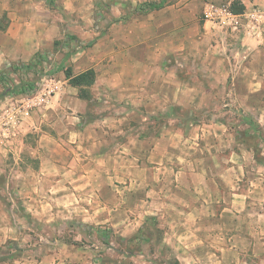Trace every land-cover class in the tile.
Returning <instances> with one entry per match:
<instances>
[{"label":"crops","instance_id":"1","mask_svg":"<svg viewBox=\"0 0 264 264\" xmlns=\"http://www.w3.org/2000/svg\"><path fill=\"white\" fill-rule=\"evenodd\" d=\"M157 1L0 0V72L12 64L43 58L65 38L86 40L97 36L98 14L104 8L117 17L121 11L125 15ZM203 1L183 0L150 10L148 17L141 14L133 19L125 15L117 23L109 22L104 48L100 40L87 53L73 56L75 75L89 69L96 72L90 102L78 97V90L69 85L63 72L61 78V73H51L63 81V91L54 95L42 113H35L27 121L15 143L0 147V247L8 240H17L18 233L40 235L42 244L27 245L29 256L6 263L0 260V264H121L119 241L137 237L149 220L162 221L169 236H175L177 227L186 226L185 219L192 210L180 212L175 206L183 202L175 194L184 187V178H189L191 194L207 202V149H199L189 140L198 136L159 130L149 136L125 135L115 144L111 140L117 133L109 126L114 118L103 116L80 124L90 103L101 100L98 96H104L111 108L159 107L166 97L177 101L179 88H162L160 82L162 59L167 57L162 49V12H169L173 35L169 37L168 53L177 68L192 59L206 74L218 76L217 82L202 83L206 91L232 92L234 96L226 94L232 106L263 108L264 29H232L227 24L201 21L196 13H204L209 3L204 5ZM216 1L230 6L234 0ZM237 2L244 11L264 8V0ZM200 27L203 34L197 37ZM179 28L185 31V40L179 37ZM211 41L217 45L205 46ZM192 49L196 51L194 58ZM146 74L148 78L144 79ZM45 122L54 133L38 135L32 154L38 155L40 163L33 167L22 160L24 138L32 130L40 131ZM179 139L188 144L189 156L178 154ZM196 151L201 152V159L193 160ZM7 156H14L16 161L3 166ZM234 163L231 169L237 171L238 162ZM212 198L219 201L220 195ZM41 227H51L52 231L42 233ZM92 227L96 235L100 233L98 244L91 241L94 235L88 228ZM106 233L110 237L104 242ZM132 261L149 264L146 259Z\"/></svg>","mask_w":264,"mask_h":264},{"label":"rangeland","instance_id":"2","mask_svg":"<svg viewBox=\"0 0 264 264\" xmlns=\"http://www.w3.org/2000/svg\"><path fill=\"white\" fill-rule=\"evenodd\" d=\"M180 1L183 0H158L156 4L162 5L163 9ZM207 2L220 4L216 0H204L203 4ZM233 3H237V0L230 4V9ZM197 12L199 20L204 21V13ZM109 13L111 12L104 8L98 14V35H94L92 39L65 38L43 58L25 64H12L0 72V108L6 107L12 98L24 94V87H32V91L45 75H51L52 72L65 74L67 69H72L73 56L77 53H87L100 40L104 48L111 26L109 22L117 23L125 15L135 19L141 14L147 17L150 14L144 5L130 12L126 11L125 15L121 11L117 17ZM161 14L162 49L167 52V57L162 59L160 82L162 88H179L177 101H170L166 97L159 107L133 105L111 108L109 102H105L104 96H98L101 100L90 103L91 107L80 124H88L91 119L104 118L103 116H108L110 120L114 118L109 126L117 133L111 140L115 144L122 142L125 135L149 136L159 130H176L190 138L198 136V139L189 140L195 141L197 148L202 149L204 146L207 149L204 155L207 154L205 162L209 184L206 185V190H209V196L206 197L207 202L202 203L191 194L189 178H184V187L175 194L178 198H183V202L176 203L175 206L180 212L192 210V215L185 219L186 226L177 227L176 234L181 231L182 233L169 236L162 221L149 220L137 237L119 241L121 264H131L135 258L146 259L149 264H264V107L232 106L230 102L233 101L229 97L234 96L231 95L232 92H227V96V93L216 90L206 91L203 84L217 82L218 76L206 74L203 69L196 67L192 59L189 64L177 68L175 59L170 58L168 53L171 47L169 37L173 35V28L169 25V12ZM202 34L200 27L197 37ZM178 35L185 40L183 29H178ZM213 44L217 45L211 41L205 46L210 47ZM191 51V58H194L196 51ZM62 76L61 73L60 78ZM147 78L148 75H144V79ZM223 101L230 105H218ZM42 132L54 133L51 125L45 122L40 131L32 130L24 138L22 160L33 167L40 163L38 155L32 154V151L36 148L38 135ZM180 141L179 147H176L178 154L189 156L188 144L185 139ZM195 154L197 157L194 155L193 160L201 159V152L196 151ZM15 161L14 156H7L2 164L7 166ZM234 161L238 162L237 171L231 169ZM198 190L201 191L200 188ZM217 194L220 195L219 201L212 198L217 197ZM201 205L204 208H200ZM93 229L88 228L94 235L91 241L98 244L100 233L96 235ZM49 230L52 231L51 227L40 228L42 233ZM17 237V240H8L0 247V260L3 263L29 256L31 250L27 245L36 242L39 247L42 244L40 235L32 238L18 233ZM109 237V233H106L104 242Z\"/></svg>","mask_w":264,"mask_h":264},{"label":"built area","instance_id":"3","mask_svg":"<svg viewBox=\"0 0 264 264\" xmlns=\"http://www.w3.org/2000/svg\"><path fill=\"white\" fill-rule=\"evenodd\" d=\"M204 16L206 20L227 24L232 29H238L240 26H246L257 32L264 29V8L255 7L243 13H234L226 3H208ZM62 87V80L56 76L45 75L32 91L12 98L6 107H1L0 147L8 148L15 143L27 121L35 113H42Z\"/></svg>","mask_w":264,"mask_h":264},{"label":"trees","instance_id":"4","mask_svg":"<svg viewBox=\"0 0 264 264\" xmlns=\"http://www.w3.org/2000/svg\"><path fill=\"white\" fill-rule=\"evenodd\" d=\"M144 6H146L149 11L154 9H161L163 7L162 5H155L153 3H146L144 4ZM244 9L245 7L239 2L233 3L231 5V10L234 13H243ZM65 76L68 80L69 85L78 90V97L80 99L88 102L92 100L91 88L93 87L96 81V72L94 69L86 70L85 72H82L78 75H75L72 69H67L65 72ZM31 88L32 87L28 88V90L24 87L23 93L29 92Z\"/></svg>","mask_w":264,"mask_h":264}]
</instances>
